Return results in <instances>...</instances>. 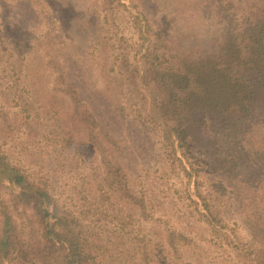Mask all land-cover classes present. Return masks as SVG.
<instances>
[{
    "label": "rangeland",
    "instance_id": "rangeland-1",
    "mask_svg": "<svg viewBox=\"0 0 264 264\" xmlns=\"http://www.w3.org/2000/svg\"><path fill=\"white\" fill-rule=\"evenodd\" d=\"M244 1L0 0V151L83 219L97 244L96 264H252L244 219L264 222V175L254 151L237 141L225 149L235 171L230 180L205 170L197 155L190 169L120 70L139 65L150 34L160 33L171 49L212 51L245 11ZM149 25L152 31L144 32ZM52 62L66 67L87 109L109 123L117 147L108 153L144 196L145 215L107 188L96 129L72 120ZM252 122L264 131L258 110ZM5 184L0 193L8 199ZM197 190L224 227L203 220ZM29 213L14 216L20 224ZM168 230L188 239L177 253L162 248Z\"/></svg>",
    "mask_w": 264,
    "mask_h": 264
},
{
    "label": "trees",
    "instance_id": "trees-1",
    "mask_svg": "<svg viewBox=\"0 0 264 264\" xmlns=\"http://www.w3.org/2000/svg\"><path fill=\"white\" fill-rule=\"evenodd\" d=\"M244 3L245 11L218 37L212 51L171 49L160 33L150 34L139 65L120 66L130 92L162 137L176 142L190 169V159L197 155L205 170L225 173L229 180L235 171L225 149L236 141L254 151L252 156L264 175V131L252 126L256 110L264 115V0ZM52 65L72 105V120L78 118L96 129L93 141L107 188L120 202L145 215L144 196L131 186L121 162L108 153L109 147H117L109 123L87 109L66 67ZM182 169L190 172L185 166ZM5 182L11 189L8 199L0 193V264H96L97 244L83 219L30 181L0 151V190L6 188ZM201 192L197 190L196 196L205 211L203 220L224 227ZM28 211L26 221L19 224L14 213ZM258 217L244 219L251 237L252 264H264V222ZM187 240L183 233L168 230L161 245L177 253Z\"/></svg>",
    "mask_w": 264,
    "mask_h": 264
}]
</instances>
